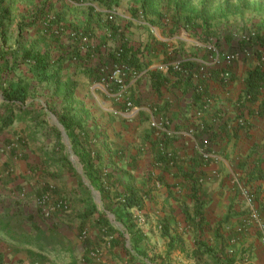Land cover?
Returning a JSON list of instances; mask_svg holds the SVG:
<instances>
[{
  "label": "rangeland",
  "instance_id": "rangeland-1",
  "mask_svg": "<svg viewBox=\"0 0 264 264\" xmlns=\"http://www.w3.org/2000/svg\"><path fill=\"white\" fill-rule=\"evenodd\" d=\"M43 4L48 8L46 16L32 28L37 34L30 37L31 30L26 28L33 13ZM6 6L8 11L3 23L7 24V42L3 44L2 37L0 42L8 47L7 52L19 43L18 40L34 39L38 48L43 47L42 43L45 45L44 52H49L46 61L50 65L44 70L29 61L10 72L0 88V160L3 159L6 165L0 171V214L14 215L13 219L18 218L26 228L24 233L18 230L12 234L0 233V264H59L65 260V254L50 252L45 240L37 241L35 235L37 230H44L47 236L49 232L59 230L61 224L56 219L60 218L62 222V218L67 217L69 229L76 233L85 249L81 258L86 262L97 261L100 257V253L93 255L98 247L93 242L95 238H102L105 244L104 238L111 233L117 234L126 251H131L125 253L126 261L131 264L144 261H138L139 256L130 248L124 224H120L110 210L108 216L102 217L103 203L99 199L96 202L87 192L90 181L71 150L69 138L62 133H66L60 122L64 109L80 120L76 133L92 153L104 188L115 201L130 191L137 195L141 192V207L129 209L130 215L125 217L147 234L150 257L162 256L166 264H243L242 252L235 240L218 245L213 236L205 234L200 235V245H204L201 248L196 243L197 234L174 233L178 241L167 253L168 239L163 238L162 230L167 225L172 229L175 227L170 223L172 207L157 208L149 197L153 189H144L146 183L161 180L155 174L157 162L143 147V141L136 139L140 126L134 119L145 120V116L138 114L133 101L126 97L128 78L136 77L141 70L120 61L118 48L128 37L141 45L146 43L142 51L155 55V49L147 50L148 45L157 48L163 46V40L151 35L153 39L144 41L148 31H154L157 37L177 42L174 48L173 44L169 47L170 59L163 52L160 56L155 55L160 57L155 59L157 66L163 69L165 65L179 72L182 68L179 62L191 52L186 46V37L196 46L206 44L207 51L212 48L211 54L215 55L216 52L224 53L223 47L235 49L238 40L253 31H264V0H6ZM98 46L109 49L102 53ZM171 60L178 67L172 69L166 64ZM152 63L143 69L148 71ZM118 69L120 73L116 72ZM21 74L23 77H18ZM20 83L27 87V101L24 104L5 103L2 89L6 84ZM97 120H109V123L120 120L126 136L125 145L112 149L105 137L111 127L96 124ZM6 122L11 124L6 125ZM116 132L122 138L118 127ZM31 153L36 162L29 165L32 174L28 181L33 188L28 191L27 185L17 182L11 169L19 161L28 159ZM144 195L149 199L144 201ZM162 216L170 222L162 224ZM107 221L115 230L104 225ZM13 228L18 226L13 223ZM112 260L121 261L122 258L117 255Z\"/></svg>",
  "mask_w": 264,
  "mask_h": 264
},
{
  "label": "crops",
  "instance_id": "crops-1",
  "mask_svg": "<svg viewBox=\"0 0 264 264\" xmlns=\"http://www.w3.org/2000/svg\"><path fill=\"white\" fill-rule=\"evenodd\" d=\"M30 33V37L37 34L33 29ZM151 35L163 40V46L156 48V45L152 47L148 45L147 50L153 48L155 55L160 56L163 52L164 56L170 59L169 47L176 44V40L157 37L154 31L152 33L148 31L144 41L153 39ZM184 40L191 51L184 60L190 69H180L179 72H174L165 65L163 69L160 65L157 66L158 60L155 59L160 57L153 55V52L142 51L146 43L141 45V42L128 37L124 40L127 42L123 43L124 47H130L126 53L128 63L125 62L129 67L137 66L141 70L136 77L128 78L126 86L127 99L133 101L138 114L145 116V120L137 117L134 119L140 126L136 139L143 141V147L149 150L154 162H157L158 169L155 170V174L161 180L146 183L144 189H153L149 197L157 208L164 205L172 207L169 213L173 219L171 222L165 216L160 218L162 224H168L169 221L175 226L172 229L171 225V227L167 225L162 230L163 238L168 239V250L170 239L167 230L173 236L172 248L178 241L174 233L182 235L186 232L184 234L186 236L197 234L196 243L199 247H202L200 235L205 234L208 237L213 236L215 244L218 245L222 242L228 244L231 239L235 240L242 252L240 253L243 256V264H264L261 243V226H264V78L257 84L256 89L250 87L248 83L251 72L257 66H261V70L264 71V61L259 60L251 52L242 53L240 50L223 47L224 53H219L221 57L236 54V58L230 64L224 60L216 63L212 54L207 51L206 44L196 46L191 38L186 37ZM35 41L23 40L18 44L27 43V47L32 44L39 49ZM2 45L0 42L1 48ZM42 45L40 49L45 47L43 43ZM16 46L17 44L13 45L11 49H15ZM174 47L175 45L172 48ZM7 49L5 45V50ZM98 49L104 53L109 47L98 46ZM114 50L115 48L112 52ZM151 61L153 63L148 66L149 70L143 69ZM174 62L166 61V64H170L173 69L174 66L178 67ZM92 93L91 91L90 94ZM153 121L159 124L158 128L151 126ZM98 122L103 127H111L105 137L109 139L108 143L112 149L125 145L123 141L126 136L120 120H111L114 126L109 120H97L96 124ZM129 123L130 121H127V124ZM117 127L122 131V138L116 132ZM62 133L69 138L67 133L63 131ZM202 149L209 154L208 159L203 158ZM71 150L77 156L72 144ZM33 157L31 153L28 159L19 161L17 166L11 169L14 171L12 175L17 177V182L27 185L28 191L33 188L28 181L32 174L29 165L36 162ZM3 167L6 165L2 159L0 171ZM86 189L95 201L99 199L104 205L101 192L93 187L91 182ZM245 189H249L254 196L252 206H249L244 198ZM195 194H199L200 198ZM137 196L141 199V192ZM146 199L149 198L144 195L143 200ZM195 199L204 206V221L201 225H198L196 220L198 217ZM104 213L108 216L109 210L105 209ZM112 215L117 219L115 214ZM56 221H60L59 230L49 232L48 241L46 239L45 241L50 252L59 251L66 255V258L62 255L65 260L59 264H75L74 261L77 259L78 264H131L123 258L127 251H131L129 249L126 251L117 239V234L113 233L110 235L115 240H112L109 246L102 243V238L101 240L95 238L93 242L98 246L96 251H99L101 258L86 262L81 258L85 250L82 243L76 233L68 227L69 218H62V222L60 218ZM118 222L123 224L121 221ZM127 235L130 248L134 252L129 231ZM145 244L149 251L147 242ZM117 255L122 258L121 261L112 260V257ZM155 256L158 259L156 258L154 262H149L141 256L138 257L140 259L138 261L144 260L139 262L141 264H166L162 256Z\"/></svg>",
  "mask_w": 264,
  "mask_h": 264
},
{
  "label": "trees",
  "instance_id": "trees-1",
  "mask_svg": "<svg viewBox=\"0 0 264 264\" xmlns=\"http://www.w3.org/2000/svg\"><path fill=\"white\" fill-rule=\"evenodd\" d=\"M50 7V6H49ZM48 10L46 5H42L41 8L37 9L28 23L27 30H31L36 24L45 18V12ZM7 6H6V0H0V37H2V43L7 42V38H5V32L7 28V24L3 23V18L7 16ZM44 17V18H43ZM150 24H147V26ZM149 27V26H148ZM170 31H173V28H169ZM22 30V29H21ZM19 42V40H18ZM3 48L0 47V88L3 87V85L6 83L7 75L12 71L14 72L21 66H23L25 63L32 61L35 63V67L39 69L46 70L50 63H48L47 58L49 55V52H44L45 47L43 49H36L32 44L27 47L26 44H17L15 49H11V51L8 53L7 50H5V45H2ZM234 48L237 51H242V53H248L251 52L256 55V57L259 60L264 61V31L257 30L253 31L249 35L243 36L240 40H238L237 45L234 46ZM130 49V47L126 48L123 45H121L118 48V55L120 61H126L127 56L126 53ZM224 51V50H223ZM209 54H211V49L209 51ZM10 55V58H9ZM47 60V61H46ZM128 63V61H126ZM181 64V70H189L190 66L186 63V61L182 60L179 62ZM135 67V66H133ZM261 66H257L252 72L251 77L249 79L250 87L256 89L257 84H260V80L264 78V71L261 70ZM262 76V77H261ZM15 77V76H14ZM263 81V80H262ZM3 92V98L5 103L7 104H15L20 103L24 104L28 99V90L27 87L23 84H9L5 85V88L2 89ZM250 94V92L248 93ZM253 94L251 93V98ZM11 121V119H10ZM60 122L62 126L64 127V130L66 131L68 137L70 138L72 149L74 153L78 156L80 162L83 165L84 173L86 174L87 178L91 182L92 186L97 188L102 195V200L104 202V207L108 211H112L113 214L117 217L119 221H121L126 229L129 231L131 235V241L133 248L136 251V254L138 256H141L142 258L146 260L152 261L153 258L156 259L157 257L149 256V251H147L146 248V239L147 234L144 233L142 230H140L137 225L129 218L125 217L130 215V212H128L129 209L135 208V207H141V200L137 196V194L134 191H130L126 194H124L123 198L118 199L115 201V199L111 196V193L107 191L104 188V184L101 181V173L95 166V160L92 157V153L88 151L81 141L79 135L76 133V129L78 126H80V120L76 119L68 109H64L63 113L60 115ZM11 124V122H6V125ZM61 135V133H58ZM100 156V155H98ZM196 192V191H195ZM196 195V194H195ZM198 198H200L199 194L196 195ZM195 207H196V214L198 219V225H201L202 221H204V214H203V204L201 205L198 200L195 199ZM102 217H105L106 214L104 212L101 213ZM15 217L14 215H1L0 214V233H14V231L18 230L22 233H24L26 228L23 227L22 224H20L19 219L16 220L13 219ZM13 223H15L18 228H13ZM104 225H106L109 229L115 230L112 224L107 221L104 222ZM167 236L170 239L169 242V250L168 254L170 252V249H172L173 244V236L169 234L167 230ZM47 240V235L44 230H37V233L35 235V240L42 241ZM27 244L29 243L28 238L25 240ZM46 242V241H45ZM201 248H204V245L201 244ZM88 255V254H87ZM158 259V258H157Z\"/></svg>",
  "mask_w": 264,
  "mask_h": 264
},
{
  "label": "built area",
  "instance_id": "built-area-1",
  "mask_svg": "<svg viewBox=\"0 0 264 264\" xmlns=\"http://www.w3.org/2000/svg\"><path fill=\"white\" fill-rule=\"evenodd\" d=\"M212 56L214 57V60H213L214 62L221 63L224 60V62L227 63V64H230L236 58V54H228L226 56H222L221 57L219 52H216L215 55L212 54ZM116 72L120 73V69H118ZM128 105H131V103L128 102ZM151 125L153 127H156V128L159 127V124L156 121H153ZM201 151H202L203 158L208 159L209 158V154L206 151H204L203 149ZM243 194H244V198H245L247 204L249 206H252L254 204V196H253L252 192L249 189H245L243 191ZM61 204H62V202H60L58 205L60 206ZM46 213L48 215V212H46ZM261 231H262L261 243H262L263 250H264V226L263 225L261 226ZM103 232H106V230L103 229ZM85 235H86V233L83 232V237H85ZM112 238H113V236L110 235V234L105 237V245L106 246H109L111 244ZM98 254H99V251H96V252L93 253V255H95V256L98 255Z\"/></svg>",
  "mask_w": 264,
  "mask_h": 264
}]
</instances>
